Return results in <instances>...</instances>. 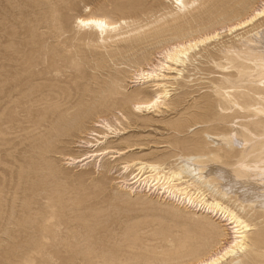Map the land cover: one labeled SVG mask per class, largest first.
<instances>
[{"label":"rangeland","instance_id":"rangeland-1","mask_svg":"<svg viewBox=\"0 0 264 264\" xmlns=\"http://www.w3.org/2000/svg\"><path fill=\"white\" fill-rule=\"evenodd\" d=\"M172 1L0 0V264H200L230 246L225 227L228 234L212 238L210 224L221 219L187 207V194L169 199L117 182L141 162L176 168L189 153L204 156L206 174L224 171L240 153H209L206 132L264 133V114L255 110L264 101L243 114L228 102L246 105L240 91L259 96L253 79L238 77L235 53L264 19L230 27L263 11L264 0H185L192 6L179 13ZM88 16L126 23L101 36L79 26ZM207 35L216 38L172 66L180 75L168 68L164 53L175 40ZM255 35L264 36V25ZM143 71H153L150 81ZM157 83H166L168 98L134 109L166 93ZM259 84L264 96V79ZM105 148L111 153L85 164L67 159ZM217 154L224 165L212 161ZM234 199L218 198L252 225L239 262L263 264L256 244L264 215Z\"/></svg>","mask_w":264,"mask_h":264},{"label":"bare ground","instance_id":"bare-ground-1","mask_svg":"<svg viewBox=\"0 0 264 264\" xmlns=\"http://www.w3.org/2000/svg\"><path fill=\"white\" fill-rule=\"evenodd\" d=\"M172 3L176 4L175 8L177 9L176 12L178 13L185 11L189 6H192V3L188 1L185 2V0H173ZM250 17L251 18L247 17L248 19H244V21H242V19H238L240 22H236L234 25L232 24V27H230L231 31L238 30L239 28H243L252 22L264 19V10L259 11L255 14V16L252 17L251 15ZM77 21L79 26H87L96 31V33H99L101 36L108 35L110 32L113 33L114 30H117V28L121 27L122 23H126L124 20H121L123 21L122 23L118 21L114 22L103 16L79 17ZM263 25L264 23H261L259 26H255L256 28L246 32L247 36L245 35L240 37L242 42L241 45L244 46V49L239 50L241 52L235 53L237 56L236 58L240 60L238 62L240 76L238 77H244L250 80L253 79L250 82V84L255 85L252 90L253 94L259 95L257 98L250 95L249 92L238 90L240 91L238 93L239 96L244 97L245 100L249 99V101L246 102L245 105L238 101H232L230 99L228 100L231 107H240V111H237V114H243L242 112L246 109L249 110L250 107L261 104L260 99L264 101V96L260 95V90H262L261 88L263 87H260L261 85L259 84V82L264 79V36L261 35L257 37L255 35L259 32V28L263 27ZM215 35H210V37L207 35V37H204L203 39L199 38L197 40L195 38L192 40L185 38H178L175 40L176 42L172 45V48L168 49L164 53L166 62L171 63L168 65V68L171 70L174 69L176 72L178 71V74L180 75L183 69H177V67L184 66L186 60L190 58V53L193 52L199 46V44L216 38ZM172 66L177 67L175 68ZM152 72L143 71L142 75L143 77L144 75H147L146 77L148 81H150L149 78H151L150 76L153 74ZM158 75L160 76L161 74L157 73V76ZM226 81H229V79ZM156 86L163 88L167 87L166 83H157ZM163 91L166 93H157V95L155 94L156 96L153 95V98H148L145 101L133 103L134 109L139 110L146 107H151L150 109H152L159 106L160 103L163 102L160 100L166 98L169 93L167 89ZM255 110L257 113L264 114L263 105H261L260 108L256 107ZM96 127H102V124L98 123L96 124ZM92 132L93 133L90 134L95 136L100 135L99 133H94V131ZM103 134L105 136L106 133L103 132ZM82 143H86L87 145L89 142ZM204 144L212 147L209 153L222 149L225 150V153L231 157L234 155L233 152L235 153L238 151V153H240L241 159L239 161L235 160L236 162H234L232 165H224L222 164V161H219L221 160V155L217 154L215 157H213L212 161L218 163V165H224V171L220 168H216L213 172H210V174H206L204 166H202L204 162H207L203 160L204 156L192 155L189 153L188 155H180L176 159L180 161L176 163V168H166L163 167V165L157 163L141 162V165L139 164L136 173H132V175L128 178L122 177L121 180H118L117 182L122 183L123 186H126L129 189L131 188V190L135 189L137 191L140 189V186L141 188L144 187L148 192L154 193L157 190V193L162 192L163 196L169 199L172 193L175 194L176 192H180L181 195L187 194V196L182 199L183 201H181L187 207H191L192 209L194 208L193 211L210 214V217H214L216 220L221 219L220 221L222 223H220V225H217L213 222L210 224L211 233L213 234L212 238H219L228 234L224 232L222 227L228 229L230 234L233 235V241L222 254H218L219 256L212 257V259L207 261L203 260L200 264H241L239 262V256H241V254L247 250V234L252 230V225L247 223L238 212L233 210V208L224 205V203L218 200V198L221 200L235 198L234 201H240L238 205L241 206V210L244 212L246 211V207H248L250 210H255V213L259 215L262 213L261 215H264V133L253 134L250 131H247L242 132L241 134H236V136L234 135L232 137L231 134L229 135L226 133L215 136L206 132L204 135ZM89 146L93 147L95 145L94 143H89L86 147ZM108 149L110 148L94 150L90 153H87L83 157L67 159L73 163L85 164L93 157H100L111 153ZM118 153L124 154V151L120 150ZM218 165L216 164V166ZM163 177L166 181H162ZM217 181L221 183L224 182L227 186H219L216 184ZM202 188H207L210 190L212 196H210L211 194H208L207 191H204ZM169 192L171 194L168 195ZM216 196L218 198H216ZM180 199L181 197L178 200L180 201ZM196 202L197 205H195ZM256 245L257 251L264 249V237L262 239L260 237Z\"/></svg>","mask_w":264,"mask_h":264}]
</instances>
